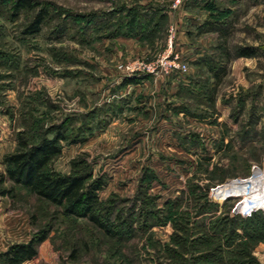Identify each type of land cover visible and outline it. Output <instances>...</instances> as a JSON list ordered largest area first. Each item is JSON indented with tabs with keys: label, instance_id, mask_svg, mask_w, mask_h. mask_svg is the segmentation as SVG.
I'll list each match as a JSON object with an SVG mask.
<instances>
[{
	"label": "rangeland",
	"instance_id": "obj_1",
	"mask_svg": "<svg viewBox=\"0 0 264 264\" xmlns=\"http://www.w3.org/2000/svg\"><path fill=\"white\" fill-rule=\"evenodd\" d=\"M34 1L13 15V0H0V253L43 231L22 264H264V208L243 216L233 211L243 197L218 193L228 180L240 179L235 192L264 180V0H182L177 26L199 56L179 51L186 72L173 88L171 74L158 77L155 93L102 80L99 34H121L124 14L108 25L105 0ZM39 8L40 31L25 34ZM245 46L255 56H238ZM19 133H61L49 168L101 177L99 199L122 231L109 236L13 184L3 157Z\"/></svg>",
	"mask_w": 264,
	"mask_h": 264
},
{
	"label": "trees",
	"instance_id": "obj_2",
	"mask_svg": "<svg viewBox=\"0 0 264 264\" xmlns=\"http://www.w3.org/2000/svg\"><path fill=\"white\" fill-rule=\"evenodd\" d=\"M37 5L34 0H13L12 13L18 15L22 10L37 8ZM46 16L47 11L39 8L23 32L38 33ZM133 19V16L128 18L130 21ZM255 54V49L249 46L241 47L238 52V56L245 57ZM142 77H126L121 83L136 81ZM64 139L61 133H57L53 137L42 136L32 142L23 133H19L15 150L3 157L7 178L13 184L21 185L37 197L60 207L62 214L85 218L107 235L117 236L122 231L118 230L116 224L119 216L112 218V206L100 201L98 196V191L104 186V180L101 177H93L90 171L75 169L71 173L62 174L49 168L52 159L61 153L60 141ZM254 215L256 213L244 219L249 220ZM45 237V232L41 231L26 242L13 243L0 253V258L6 264H22L35 257L37 246Z\"/></svg>",
	"mask_w": 264,
	"mask_h": 264
},
{
	"label": "crops",
	"instance_id": "obj_3",
	"mask_svg": "<svg viewBox=\"0 0 264 264\" xmlns=\"http://www.w3.org/2000/svg\"><path fill=\"white\" fill-rule=\"evenodd\" d=\"M257 1H252L251 7H256ZM170 2L171 0H116V6H110V3L105 0V3L108 4V25L111 23L110 20L114 21L116 15L120 13L125 15V21L120 30L121 34H115V31L110 30L111 26L108 27L106 35L105 33L99 34L101 42L98 44L97 50L100 52L107 49L108 56L106 59L113 63L136 57L153 58L166 48L167 28L171 23H174L177 28V37L173 45L174 51L184 53L189 62L195 61L199 53L194 52V46L187 38L184 29L177 26L181 18L178 16L179 13L175 14V10L170 9ZM131 16L134 18L133 21L128 20ZM104 47L106 48L104 49ZM98 59L103 62L101 74L105 78V80L102 78L105 81V86L109 87L110 80H117V84L121 83L122 79L116 76L115 70L110 67L111 63L106 66L105 57L100 55ZM158 79L161 80L158 77L143 76L136 81L121 83V85L126 91L133 89L136 92L155 93L158 89ZM167 81H170L169 86L173 88L175 81H177L175 74H171ZM97 89L101 90L100 85Z\"/></svg>",
	"mask_w": 264,
	"mask_h": 264
},
{
	"label": "built area",
	"instance_id": "obj_4",
	"mask_svg": "<svg viewBox=\"0 0 264 264\" xmlns=\"http://www.w3.org/2000/svg\"><path fill=\"white\" fill-rule=\"evenodd\" d=\"M113 3L116 0H106ZM182 0H171L170 9H179ZM176 24L171 23L167 28L166 48L153 58L136 57L129 60L119 61L114 65L119 79L140 76L166 77L170 74L184 73L188 68L185 60L181 59L178 51H174L173 45L176 39ZM188 60V59H186Z\"/></svg>",
	"mask_w": 264,
	"mask_h": 264
},
{
	"label": "bare ground",
	"instance_id": "obj_5",
	"mask_svg": "<svg viewBox=\"0 0 264 264\" xmlns=\"http://www.w3.org/2000/svg\"><path fill=\"white\" fill-rule=\"evenodd\" d=\"M254 168H257L258 171L260 170V168H258L257 166H255ZM262 168L264 170V167H262ZM239 180L240 179L235 180V181L234 180L233 181L228 180L227 183H225L224 185H222V187H220L218 189V193L221 194V195H234V196H241V197H243V200H244V202H246L248 204L247 206H248L249 209L254 208L256 210V209L264 208V204H261L260 205V204H257V202H256V201L259 200V203H264V196L261 197L259 195V193L256 194L258 192L257 191L258 189H259V191H262L263 194H264V180H262L261 178H257L256 181L242 183V184H246L247 187H245L244 190L237 189L238 191L235 192V187H237L239 184H241V182H238ZM230 182L233 183V184H229ZM230 186H234V187L232 189H230V190H227L225 193H223L222 188H224V187L227 188V187H230ZM254 190H256L255 191L256 193H254ZM247 191H250V195L251 196L246 195V192ZM262 192H260V193H262ZM263 194H261V195H263ZM215 196H218V194L215 193Z\"/></svg>",
	"mask_w": 264,
	"mask_h": 264
},
{
	"label": "water",
	"instance_id": "obj_6",
	"mask_svg": "<svg viewBox=\"0 0 264 264\" xmlns=\"http://www.w3.org/2000/svg\"><path fill=\"white\" fill-rule=\"evenodd\" d=\"M248 204L244 200H240L234 207V212H240L243 216H246L250 212L254 211V208L249 209Z\"/></svg>",
	"mask_w": 264,
	"mask_h": 264
}]
</instances>
